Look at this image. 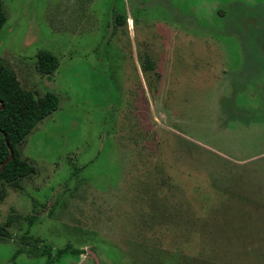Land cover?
<instances>
[{
  "label": "rangeland",
  "instance_id": "1",
  "mask_svg": "<svg viewBox=\"0 0 264 264\" xmlns=\"http://www.w3.org/2000/svg\"><path fill=\"white\" fill-rule=\"evenodd\" d=\"M1 6L0 61L57 106L1 188L0 264H46L21 235L79 250L48 264H264V0Z\"/></svg>",
  "mask_w": 264,
  "mask_h": 264
},
{
  "label": "trees",
  "instance_id": "2",
  "mask_svg": "<svg viewBox=\"0 0 264 264\" xmlns=\"http://www.w3.org/2000/svg\"><path fill=\"white\" fill-rule=\"evenodd\" d=\"M4 20L0 0V28ZM54 63L52 55L41 53L37 67L44 73H50L54 69ZM56 106L57 98L54 94L34 96L30 90L20 87L14 73L0 61V191L3 184L17 183L33 171V167L18 156L16 147L32 127ZM9 239L11 234L0 225V241ZM15 241L19 247L12 254V259L20 253L28 257L43 255L45 263L48 264L67 250L71 253L79 252L72 248H60L52 253L47 246L39 245L37 238L26 235L19 236Z\"/></svg>",
  "mask_w": 264,
  "mask_h": 264
},
{
  "label": "water",
  "instance_id": "3",
  "mask_svg": "<svg viewBox=\"0 0 264 264\" xmlns=\"http://www.w3.org/2000/svg\"><path fill=\"white\" fill-rule=\"evenodd\" d=\"M9 156H11V151H10V153H9Z\"/></svg>",
  "mask_w": 264,
  "mask_h": 264
}]
</instances>
